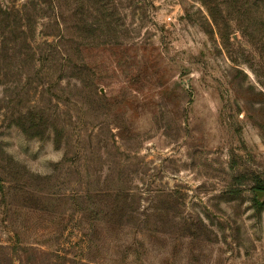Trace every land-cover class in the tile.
<instances>
[{
	"label": "rangeland",
	"instance_id": "1",
	"mask_svg": "<svg viewBox=\"0 0 264 264\" xmlns=\"http://www.w3.org/2000/svg\"><path fill=\"white\" fill-rule=\"evenodd\" d=\"M220 1L0 0V264H264V0Z\"/></svg>",
	"mask_w": 264,
	"mask_h": 264
},
{
	"label": "trees",
	"instance_id": "2",
	"mask_svg": "<svg viewBox=\"0 0 264 264\" xmlns=\"http://www.w3.org/2000/svg\"><path fill=\"white\" fill-rule=\"evenodd\" d=\"M79 1L80 0H77L76 6L80 4ZM199 1L207 8L209 15L212 21L215 23V25L220 28V25L222 24L220 23V20H221V16L223 13V7H222L223 3L221 4L220 0H199ZM247 2H250V1H247ZM26 10H27V7L25 8V12ZM20 13L23 15V12H20ZM25 16H26V19L30 18L31 16L30 10L25 13ZM58 30L61 32V29H58ZM219 32L220 34H222V29H220ZM55 47L58 50L57 46ZM259 188H261V190L264 191L263 187H259Z\"/></svg>",
	"mask_w": 264,
	"mask_h": 264
}]
</instances>
